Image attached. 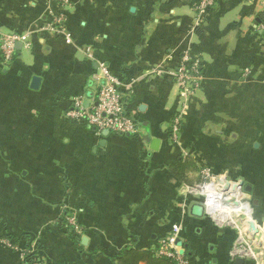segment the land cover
<instances>
[{"label": "crops", "instance_id": "obj_1", "mask_svg": "<svg viewBox=\"0 0 264 264\" xmlns=\"http://www.w3.org/2000/svg\"><path fill=\"white\" fill-rule=\"evenodd\" d=\"M194 3L0 0V43L21 45L9 65L0 52V264H24L22 239L44 248L35 264H122L155 255L175 224L187 264H264V0H216L202 20ZM184 56L202 71L187 96L173 78ZM101 63L139 135L67 118L96 101ZM204 172L234 178L201 192L222 209L197 191Z\"/></svg>", "mask_w": 264, "mask_h": 264}, {"label": "built area", "instance_id": "obj_2", "mask_svg": "<svg viewBox=\"0 0 264 264\" xmlns=\"http://www.w3.org/2000/svg\"><path fill=\"white\" fill-rule=\"evenodd\" d=\"M215 1L196 0L197 14L206 16L207 12L214 6ZM261 30L264 31V22ZM18 41L20 38L17 35L7 36L1 41L0 52L5 64L9 65L13 62ZM99 69V72L93 76V80L98 84L96 101L87 107L83 100H75L73 109L67 113V118L74 124H83L94 128L99 135L106 131L120 135H139L140 124L129 113L128 96L121 78L114 74L105 63H101ZM201 77V65L198 60L191 56H184L182 64L173 73L176 85L185 96L200 87ZM67 221L74 227L76 233H81L82 228L75 216H67ZM181 236V226L179 224L173 225L168 236L163 238L156 247L155 256L158 259H171L178 264H187L182 243L179 244Z\"/></svg>", "mask_w": 264, "mask_h": 264}, {"label": "trees", "instance_id": "obj_3", "mask_svg": "<svg viewBox=\"0 0 264 264\" xmlns=\"http://www.w3.org/2000/svg\"><path fill=\"white\" fill-rule=\"evenodd\" d=\"M15 59V57H14ZM14 61V60H13ZM70 212L63 215L62 218V226L66 228L69 236L76 242L78 246L81 245V239L79 233H76L74 227L70 225V223L67 221V216H70ZM81 227V226H80ZM24 242L23 246V252H24V264H35L36 262L31 257V243L25 239H22ZM13 241V240H12ZM14 242V241H13ZM15 244L18 243V241L14 242ZM126 258V259H125ZM147 261L148 264H178L176 261L171 259H158L156 256L150 252H141L138 250H131L127 256H125L122 259V264H137L139 261Z\"/></svg>", "mask_w": 264, "mask_h": 264}, {"label": "rangeland", "instance_id": "obj_4", "mask_svg": "<svg viewBox=\"0 0 264 264\" xmlns=\"http://www.w3.org/2000/svg\"><path fill=\"white\" fill-rule=\"evenodd\" d=\"M195 4H196V0H195V3H194V7H195ZM198 16L201 18V20L204 18V16H201L200 14H198ZM3 64H5L4 62H3ZM206 170V169H205ZM203 175V174H202ZM203 177H204V179H203V182L201 183V184H198L199 185V189H197L196 187H195V189H197V191L200 193V194H202L203 193V187H205V186H207L210 182H221L222 180H223V182H224V184L227 182V183H229L230 181H234L233 179V177H231V176H226V175H223V176H219V175H216V176H214V175H210L209 174V172H204V175H203ZM201 181V180H200ZM209 191L208 192H206V193H204V195L202 194V195H200L201 196V198L203 199H205V201H207L206 203L208 204V202H209V200L211 199V198H213L214 199V204L212 205V206H210L209 205V207H211L210 208V210L212 211L215 207H217V205L220 203V200H217V199H219L220 198V196L218 195V194H216L215 192H213L211 189H208ZM202 192V193H201ZM233 197H235V196H233ZM237 199V198H236ZM218 201V202H217ZM235 201V200H234ZM233 200L232 201H230V202H226V204H224V206H226L227 207V204L229 203V204H231V203H233L234 202ZM217 203V204H216ZM222 203H224V202H222ZM211 204V203H210ZM247 205V204H246ZM221 208H222V205H221ZM216 209V208H215ZM244 210H243V216H247V209H245V208H243ZM209 210V211H210ZM211 213V212H210ZM213 214V213H212ZM214 216V215H213ZM216 218V217H215ZM39 244V243H38ZM40 245V244H39ZM31 257H32V259L36 262L37 260H42V258H44V259H46V257H45V250H44V248L42 247H40V246H38V245H36L35 243H33V245H31ZM24 258V257H23ZM25 259V258H24ZM23 259V260H24ZM47 260V259H46Z\"/></svg>", "mask_w": 264, "mask_h": 264}, {"label": "water", "instance_id": "obj_5", "mask_svg": "<svg viewBox=\"0 0 264 264\" xmlns=\"http://www.w3.org/2000/svg\"><path fill=\"white\" fill-rule=\"evenodd\" d=\"M21 45L19 44V45H17L16 46V49H18V48H21L20 47ZM105 133H109L108 131H106ZM155 144H157V142H154ZM154 149H157L156 147H154ZM229 186V183L227 184V187ZM253 229V231H254V233H256L258 230L254 227V228H252ZM179 244H181V241L179 242Z\"/></svg>", "mask_w": 264, "mask_h": 264}, {"label": "bare ground", "instance_id": "obj_6", "mask_svg": "<svg viewBox=\"0 0 264 264\" xmlns=\"http://www.w3.org/2000/svg\"><path fill=\"white\" fill-rule=\"evenodd\" d=\"M210 201H212L213 202V204H214V199L213 198H211L210 200H209V202H208V204L210 203ZM217 204V203H216ZM210 206H212L211 204H209ZM221 206H220V204H218L217 205V209H219ZM211 208V207H210ZM220 209H222V208H220ZM212 212H213V210H212ZM226 212V211H225ZM222 213V212H221ZM227 213V212H226ZM221 216L223 217H225V216H227L226 214L225 215H223V214H221ZM216 217V216H215Z\"/></svg>", "mask_w": 264, "mask_h": 264}]
</instances>
